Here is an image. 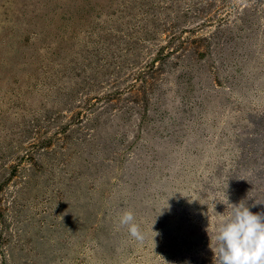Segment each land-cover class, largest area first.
Returning a JSON list of instances; mask_svg holds the SVG:
<instances>
[{
	"label": "rangeland",
	"instance_id": "rangeland-1",
	"mask_svg": "<svg viewBox=\"0 0 264 264\" xmlns=\"http://www.w3.org/2000/svg\"><path fill=\"white\" fill-rule=\"evenodd\" d=\"M227 198L264 214V0H0V264H214Z\"/></svg>",
	"mask_w": 264,
	"mask_h": 264
},
{
	"label": "clouds",
	"instance_id": "clouds-1",
	"mask_svg": "<svg viewBox=\"0 0 264 264\" xmlns=\"http://www.w3.org/2000/svg\"><path fill=\"white\" fill-rule=\"evenodd\" d=\"M225 205L230 211L227 215L217 213L219 219L210 237L215 241L211 247L214 264H264V214L253 213L243 201L232 204L227 198ZM119 223L132 238L143 242L145 236L132 211H124Z\"/></svg>",
	"mask_w": 264,
	"mask_h": 264
}]
</instances>
